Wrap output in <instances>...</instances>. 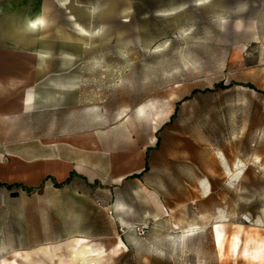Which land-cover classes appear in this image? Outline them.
Listing matches in <instances>:
<instances>
[{
	"label": "rangeland",
	"instance_id": "1",
	"mask_svg": "<svg viewBox=\"0 0 264 264\" xmlns=\"http://www.w3.org/2000/svg\"><path fill=\"white\" fill-rule=\"evenodd\" d=\"M29 1L45 16L40 57L0 39V75L39 83L1 104L35 96L12 121L26 130H6L21 144L9 153L30 163L55 140L100 181L79 182L81 200L11 191L0 264H79L67 241L49 245L76 232L97 236L101 264H264L232 249L264 242V0Z\"/></svg>",
	"mask_w": 264,
	"mask_h": 264
},
{
	"label": "crops",
	"instance_id": "2",
	"mask_svg": "<svg viewBox=\"0 0 264 264\" xmlns=\"http://www.w3.org/2000/svg\"><path fill=\"white\" fill-rule=\"evenodd\" d=\"M16 1L17 0H13L12 2L15 3ZM8 2H10V0H0V14H2L3 9L6 8ZM4 20L5 17L4 18L2 17L0 21L3 23ZM1 27L2 26H0V33H1ZM2 38L4 37L0 35V39ZM6 46L13 47L12 45H10V43L6 44ZM11 49L13 50H5L7 51L6 53H8V55L9 54L16 56L26 55L33 59L40 57L34 55L35 51L39 53L34 46L29 47L26 50L16 47H13ZM24 51H27L28 53L26 52L27 54H25L23 53ZM13 71L16 72H12L10 73V75H0V81H6L8 78H16L17 80L25 81L26 86H36L39 84L37 82L36 83L33 82L32 79L26 78L24 76H20L17 73V70H13ZM6 97L7 96L0 98V113L3 114V116H0V183L7 185L22 184L23 186L28 188H35V190L32 192H36V193H39L41 190H43L44 193L48 192L49 194H53V195L68 193L70 195V198L72 197L76 200H81L83 198V195L85 194H83V192L81 191L74 189V187L77 186L79 182L81 183L84 182L89 187H92L96 184V182L99 183L100 180L98 176H96L95 173H93L92 171H90V174L84 172L83 169L86 167L79 160L67 159L61 156H57L56 155L57 143L55 142V140L54 142L47 144L48 146L47 155L46 153H39L36 156V158L30 163H26L23 159H20V157L17 156L16 154L9 153L11 151H15L16 149L18 150L21 147V144H19V142L16 143L10 142L8 138V132L6 130H26L18 125L17 126L12 125V121L18 119L20 116L24 114L33 113L32 112L33 110L32 108L31 110L28 111H25L23 109L19 110L21 108L20 102H17L19 104L17 107H12L11 109L9 107H5L2 109L1 104L5 101L4 99ZM28 130H33V128L30 127ZM46 130H57V126L54 123L52 124V126H49ZM5 135H7V138L5 137ZM49 139H51V137H49ZM68 139H69L68 137L65 138V140ZM70 177H72V181L70 184L65 185L61 188L56 187L55 185L56 183L58 184L63 183ZM13 190L17 191L14 193H18L19 191V193L22 194H30L21 189H13ZM13 190H8L6 187L0 186V221H2L4 214V217L7 222L9 198H10L9 193H11V191ZM12 198H16V197H12ZM59 204L60 203L56 202L55 206H58ZM77 238L87 239L91 244L98 246L97 243H94L95 240H97L96 239L97 236L88 235L84 232H76L67 235H60L56 237L54 241H51L49 245H55V244L57 245L58 243L67 241L68 243H70V247L72 249V245H73L72 240ZM51 247L52 249H54V251L56 250V247L54 248L53 246ZM71 258H72V254H71ZM79 264H81V262Z\"/></svg>",
	"mask_w": 264,
	"mask_h": 264
},
{
	"label": "bare ground",
	"instance_id": "3",
	"mask_svg": "<svg viewBox=\"0 0 264 264\" xmlns=\"http://www.w3.org/2000/svg\"><path fill=\"white\" fill-rule=\"evenodd\" d=\"M5 20L1 25L0 35L10 42L13 47L27 49L33 47L41 35L42 29L45 25V16L43 8L31 3L29 0L8 2L6 5ZM35 25V27H33ZM84 32V30H83ZM35 56H40L36 51ZM25 81L17 80L16 78H8L6 81H0V98L8 96L12 93L18 92L26 88ZM35 96L32 90H25L23 97L20 99L21 109L28 111L31 110L34 104ZM0 116L3 114L0 113ZM91 135H81L77 139L91 141L92 146L95 141H92ZM240 231L244 230L243 225H238ZM72 258L73 262H81V264H101L106 254L105 251L96 245L91 244L87 239L77 238L72 240ZM215 242L219 249L224 246V234L220 228L215 229ZM124 247L122 242L117 245V249ZM232 249L239 251L242 258L250 262H259L264 260V242L248 238L244 243L240 237L235 239ZM37 250L45 253L48 257L52 255V247L45 246L39 247ZM26 253V260L31 262L30 252ZM19 254V252H17ZM6 264V263H3ZM16 264V263H13ZM63 264V262H61ZM65 264V263H64Z\"/></svg>",
	"mask_w": 264,
	"mask_h": 264
},
{
	"label": "trees",
	"instance_id": "4",
	"mask_svg": "<svg viewBox=\"0 0 264 264\" xmlns=\"http://www.w3.org/2000/svg\"><path fill=\"white\" fill-rule=\"evenodd\" d=\"M157 143H159V141H158ZM147 170H148V164L146 163V168H145L144 172H147ZM142 174H143V173L135 174V175L132 176V178H140ZM74 175H75V174H74ZM83 179H84V178H83ZM71 181H72V177L68 178V179H67L65 182H63V183H60V184L56 183L55 185H56L57 188H61V187L65 186V185L70 184ZM96 184H98V183L96 182ZM0 186H2V187H6L8 190L21 189V190H23V191H25V192H27V193H32V191L35 190V188H28V187L23 186L22 184H12V185H7V184H1V183H0Z\"/></svg>",
	"mask_w": 264,
	"mask_h": 264
},
{
	"label": "built area",
	"instance_id": "5",
	"mask_svg": "<svg viewBox=\"0 0 264 264\" xmlns=\"http://www.w3.org/2000/svg\"><path fill=\"white\" fill-rule=\"evenodd\" d=\"M150 228L148 224L141 225L136 228V233L138 236L142 237L144 236L147 232H149Z\"/></svg>",
	"mask_w": 264,
	"mask_h": 264
},
{
	"label": "water",
	"instance_id": "6",
	"mask_svg": "<svg viewBox=\"0 0 264 264\" xmlns=\"http://www.w3.org/2000/svg\"><path fill=\"white\" fill-rule=\"evenodd\" d=\"M19 195V193H13L12 197H17Z\"/></svg>",
	"mask_w": 264,
	"mask_h": 264
},
{
	"label": "snow or ice",
	"instance_id": "7",
	"mask_svg": "<svg viewBox=\"0 0 264 264\" xmlns=\"http://www.w3.org/2000/svg\"><path fill=\"white\" fill-rule=\"evenodd\" d=\"M33 27H35V25H33Z\"/></svg>",
	"mask_w": 264,
	"mask_h": 264
}]
</instances>
